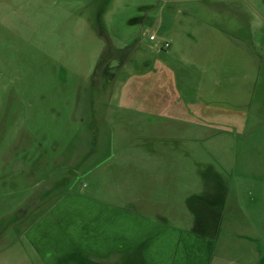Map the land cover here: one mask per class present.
Here are the masks:
<instances>
[{"label":"rangeland","instance_id":"1","mask_svg":"<svg viewBox=\"0 0 264 264\" xmlns=\"http://www.w3.org/2000/svg\"><path fill=\"white\" fill-rule=\"evenodd\" d=\"M79 187L264 264V0H0V264Z\"/></svg>","mask_w":264,"mask_h":264},{"label":"crops","instance_id":"2","mask_svg":"<svg viewBox=\"0 0 264 264\" xmlns=\"http://www.w3.org/2000/svg\"><path fill=\"white\" fill-rule=\"evenodd\" d=\"M150 193L130 201L105 200L81 187L62 194L24 229L27 263L210 264L208 238L180 227L189 216Z\"/></svg>","mask_w":264,"mask_h":264},{"label":"built area","instance_id":"3","mask_svg":"<svg viewBox=\"0 0 264 264\" xmlns=\"http://www.w3.org/2000/svg\"><path fill=\"white\" fill-rule=\"evenodd\" d=\"M149 40L150 41H154L155 40V37L153 35H150L149 36ZM163 46H164V48H168L169 47L168 43H165Z\"/></svg>","mask_w":264,"mask_h":264}]
</instances>
